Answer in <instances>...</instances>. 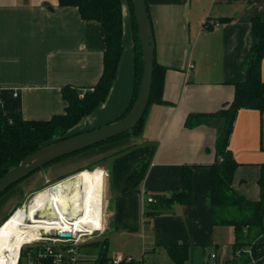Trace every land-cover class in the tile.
Returning a JSON list of instances; mask_svg holds the SVG:
<instances>
[{
	"label": "crops",
	"instance_id": "1",
	"mask_svg": "<svg viewBox=\"0 0 264 264\" xmlns=\"http://www.w3.org/2000/svg\"><path fill=\"white\" fill-rule=\"evenodd\" d=\"M146 3L154 31L155 61L165 70L166 104L148 107L140 135L85 150L16 184L0 197V226L32 194L78 173L92 172L103 184L102 201L104 194L107 207L103 235L109 236L107 246H112L113 254L143 260L146 250L169 254L168 248L179 246L189 250L187 263L228 264L235 230L212 224L208 200L218 131L209 125L188 129L186 120L190 114L219 112L233 102L235 85L245 80L246 58L256 43L251 21L255 17L264 21V0ZM207 20L219 22L220 27L206 26ZM122 45L106 102L85 117L74 134L118 121L131 104L135 43L125 1ZM105 51L101 24L83 20L76 7H62L59 0H0V106L4 114L30 121H48L64 114L67 103L62 89L95 86L103 74ZM229 149L239 165L234 190L258 201L264 170V113L238 112ZM141 164L147 167L144 180L138 192L127 193L128 180ZM184 167H194L192 204L175 203L159 215L146 217L148 204L156 197L169 198L182 191ZM212 253L217 254L216 260L210 259Z\"/></svg>",
	"mask_w": 264,
	"mask_h": 264
},
{
	"label": "trees",
	"instance_id": "2",
	"mask_svg": "<svg viewBox=\"0 0 264 264\" xmlns=\"http://www.w3.org/2000/svg\"><path fill=\"white\" fill-rule=\"evenodd\" d=\"M124 1L129 8L134 32L135 91L128 110L119 120L129 114L138 97L143 75L142 50L132 0H59L62 7H76L83 20L96 21L101 24L102 36L106 44L103 74L99 82L93 87L84 89L74 86L64 87L62 96L67 103L65 113L56 115L48 121H30L24 119L21 115L8 116L4 114L0 106V178L42 147L79 135L74 134L72 131L85 117L106 102L112 84L116 79L118 64L123 53ZM251 26L256 43L252 46L246 58L245 80L235 85L236 92L233 102L216 113L190 114L186 120V127L194 129L200 125H209L217 129L216 161L210 166L211 188L208 194L212 211V224L214 226L233 227L236 235L234 249L252 243L253 256L258 262L264 255V170L259 181L260 199L251 201L240 196L233 188L234 175L239 165L229 149L230 137L238 112L242 109H252L264 113V79L262 77L264 21L259 17H255L251 21ZM164 74L165 70L155 61L149 106L152 104H166L163 99ZM146 114L134 130L99 145L111 143L130 135H140L143 131ZM71 156L58 159L44 168ZM99 165L100 162L95 163L90 167V170L93 171ZM193 168H183L182 191L173 194L169 198L156 197L153 202L148 204L146 217L159 215L170 209L175 203L192 204ZM146 169V164H141L134 171L127 183V193L138 192L140 184L144 180ZM9 190L1 194L0 197ZM107 243V240L102 243V251L105 249L103 264L109 262L106 256ZM168 252L177 264H185L190 257L189 250L186 247H170ZM99 260L100 257L97 264ZM242 260L244 264H249L252 261L248 255L244 256ZM235 264L238 263L235 262ZM258 264H261V262H258Z\"/></svg>",
	"mask_w": 264,
	"mask_h": 264
},
{
	"label": "bare ground",
	"instance_id": "3",
	"mask_svg": "<svg viewBox=\"0 0 264 264\" xmlns=\"http://www.w3.org/2000/svg\"><path fill=\"white\" fill-rule=\"evenodd\" d=\"M102 187L101 179L94 173L81 172L63 181L58 190L45 189L36 201L15 210L0 226V264H18L22 246L41 240V231L48 232L49 221L56 218H77L74 226L64 222L71 231L84 232L86 228L92 234L101 230Z\"/></svg>",
	"mask_w": 264,
	"mask_h": 264
},
{
	"label": "water",
	"instance_id": "4",
	"mask_svg": "<svg viewBox=\"0 0 264 264\" xmlns=\"http://www.w3.org/2000/svg\"><path fill=\"white\" fill-rule=\"evenodd\" d=\"M134 16L138 28L143 60V75L136 102L129 114L121 120L110 123L91 132L82 133L52 144L46 145L29 155L19 165L10 169L0 178V195L44 168L54 161L88 150L134 130L143 120L152 93L156 44L153 26L146 0H132ZM62 182L51 187L58 190ZM69 237V234H64ZM105 249L102 251L98 264H103Z\"/></svg>",
	"mask_w": 264,
	"mask_h": 264
},
{
	"label": "built area",
	"instance_id": "5",
	"mask_svg": "<svg viewBox=\"0 0 264 264\" xmlns=\"http://www.w3.org/2000/svg\"><path fill=\"white\" fill-rule=\"evenodd\" d=\"M206 26L215 29L220 27L219 22H213L207 20ZM77 218H56V220L49 221L50 230L47 232L45 229L41 231L44 235H41V240L25 243L20 250V259L18 264H21L22 260H26L27 264H91L82 258L81 250L79 246L85 244L88 239L93 238L94 234L98 237L103 235L104 225L101 230H94V233L89 234L85 228L84 232L71 231L66 229L67 222L70 226H74V222ZM104 224V218H100ZM44 220V219H39ZM58 222L56 224H51ZM246 232V230H245ZM64 234H69V237H64ZM250 256L252 261L249 264H264V255L258 262L254 259L253 244H249L245 247H239L233 249L232 258L228 264H244L243 257ZM210 259L216 260L217 254H210ZM97 264V262H96ZM108 264H144L142 259H135L129 256L116 255L115 258H111ZM247 264V263H246Z\"/></svg>",
	"mask_w": 264,
	"mask_h": 264
},
{
	"label": "rangeland",
	"instance_id": "6",
	"mask_svg": "<svg viewBox=\"0 0 264 264\" xmlns=\"http://www.w3.org/2000/svg\"><path fill=\"white\" fill-rule=\"evenodd\" d=\"M70 178H72V176L68 177V178H65L64 181H66L67 179H70ZM51 186H47V187L43 188L42 190L36 192L35 194H32L23 203V205L20 206V208L25 206L26 204L32 202V201H36L38 199V198H35L36 195L41 193V192H43L44 189L49 188ZM104 187H105V185H104ZM100 212H101V218H107V216H106L107 207H106V203L104 202V194H103V201H102V198H101V210H100ZM108 237L109 236H107V234L102 235L100 237H98L97 234H94L93 238L88 239V241L85 244H81L79 246V248L81 250L82 258L85 261H88L91 264H96L97 260L99 259V257L101 256V253H102V243ZM138 242L140 244V246H138V248L140 249L141 248V241H138ZM112 249H113L112 246H108L107 253H106L107 259L111 260V258H115L116 255H120V256L124 255L121 252H115L113 254V250ZM142 256L143 255H141V258H142ZM143 263L144 264H177L176 262H174L172 260L170 255L165 250H156V251L146 250L145 254L143 256ZM21 264H27V261L24 259V260H22ZM185 264H192V263H190V262L187 263L186 262ZM194 264H198V263L194 262Z\"/></svg>",
	"mask_w": 264,
	"mask_h": 264
}]
</instances>
